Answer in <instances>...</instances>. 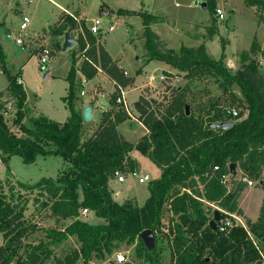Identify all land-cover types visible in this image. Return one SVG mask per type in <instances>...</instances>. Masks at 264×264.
Listing matches in <instances>:
<instances>
[{"label": "trees", "instance_id": "trees-1", "mask_svg": "<svg viewBox=\"0 0 264 264\" xmlns=\"http://www.w3.org/2000/svg\"><path fill=\"white\" fill-rule=\"evenodd\" d=\"M259 12L264 10V0L248 3ZM217 0H208V9L216 7ZM118 15L140 16L143 21L144 50L149 62H164L173 69L183 72L189 83L207 75L218 77L224 91L237 85L246 100L248 114L227 130H217L209 125L225 122L222 115L186 113L188 105L183 89L165 112L156 115L148 112V102L137 105L141 120L148 131L137 145L127 141L118 132V126L130 117L117 103L121 92L131 79L126 78L109 53L97 43L96 37L85 23H78L70 15H62L57 29L64 35L68 29L79 31L77 42L86 59L81 69L73 58L67 80L70 82L69 101L72 115L66 123L52 121L44 116L32 119L31 126L23 123L26 117L27 94L18 83L19 75H11L6 67V57L0 50V62L9 85L0 95V158L6 163L11 156H21L25 163H34L39 156L58 155L68 166L59 171L56 180L43 179L31 186L20 184L24 190L39 189L46 192L47 207L57 221L73 220L65 231L48 230L51 242H59L66 234L76 236L80 251L68 257L65 264L82 260L89 264L95 252L97 258L106 260L120 246L137 243L138 256L146 253L147 261H158L156 249L148 250L139 237L145 230L157 233L162 228L163 208L167 202L171 213L180 217V223L170 228L172 264H264V250L255 245L252 233L264 246V198L259 219L247 222L249 229L232 225L226 232L213 231L205 210V203L214 204L224 211L223 219L230 215H243L239 199L246 184L229 189L222 177H237V169L243 176L259 182L264 192V75L256 57L262 48L254 39L251 48L240 56V68L232 72L224 63L225 54L217 60L211 57L203 44L198 48L183 47L176 51L155 33L151 25L162 21L149 13L119 10ZM81 28V29H80ZM210 27V34L217 31ZM225 48V47H224ZM223 48V50H224ZM61 49V48H60ZM101 67L116 82L112 95V109L103 116L98 128L87 139H83L85 121L82 111L75 104V76L82 71L93 79ZM8 104L14 109L13 131L6 119ZM240 114V113H239ZM225 115V113H224ZM227 116V115H226ZM138 150L149 158L161 171L159 180L151 181L150 197L143 207L136 200L119 203L114 199L110 182L124 168L137 166L130 153ZM235 169L232 170V166ZM219 167L214 171L215 167ZM233 179V178H232ZM1 183V182H0ZM11 184L9 179L6 180ZM26 206L19 208L7 195H0V264H45L50 256L49 243L25 244L24 240L40 230L30 219H25ZM89 209L105 219L106 224L93 226L80 219L81 210ZM157 240V238H156ZM27 249V251H25ZM152 264H157V263Z\"/></svg>", "mask_w": 264, "mask_h": 264}, {"label": "rangeland", "instance_id": "rangeland-1", "mask_svg": "<svg viewBox=\"0 0 264 264\" xmlns=\"http://www.w3.org/2000/svg\"><path fill=\"white\" fill-rule=\"evenodd\" d=\"M207 2L208 0L57 1L59 6L68 9L74 17L78 18L79 24L85 23L88 29L94 20L101 18L102 33L94 35L97 43L109 53L112 59H116L113 61L124 72V75L125 72L128 73L125 77L132 81L126 90L130 92V102L128 103L133 118L129 116L130 118L120 126V132L133 145H137L141 141L140 137L144 133V127L139 123L142 120L137 105L145 100L149 104L148 112L160 115L175 101L181 89H183L185 99L193 113L210 111L212 115H222L226 122L232 121L230 117L224 115L228 109H236L240 113L238 119H233L234 122L247 116V103L237 85L224 91L220 86L222 81L213 75H207L194 83H189L184 78L183 72L173 69L166 63L149 62L144 50L145 40H141L144 31L142 18L139 16L126 19L113 14L115 12L110 10H132L162 17V21L155 23L151 28L161 35L170 48L181 51L183 47L198 48L204 44L207 53L214 59L219 60L225 54L224 63L234 73L240 68L241 54L251 48L256 37L261 48L263 46L264 49V21L258 20L257 14H255L256 7L248 4L251 3V0H219V2L217 0L213 11L203 8ZM59 6L49 0H0V50L6 57V67L11 75L18 76L22 71L23 87L27 94V115L23 123L28 127L31 126L32 119L42 116L63 124L72 115V106L69 101L70 82L67 78L73 58L77 59L78 69H81L84 58L78 42L72 50L62 51L64 36L59 34L56 27L59 17L68 15V13L63 12L62 14ZM217 9L223 11L225 19L220 20L216 16ZM103 11H107V13L102 16ZM259 13V17L264 19V10ZM24 16L29 17L31 23L28 30L21 33L20 27ZM214 23L218 29L215 34L211 35L210 27ZM111 26H114L115 30L110 32L108 29ZM79 31L78 29L74 31L76 40H78ZM20 35L24 40L22 45L17 44ZM44 47H49L52 51L46 72L41 71L39 62V54ZM256 59L259 61L260 71L264 75L263 50ZM98 69L93 79H88L82 71L76 73L75 104L78 111H81L79 109L80 101L87 99L88 96L95 100L92 104L98 107L101 94L111 93L114 91L113 88L116 89L114 86L116 82L101 67ZM156 70L158 76L159 73L165 72L168 77L165 82H150L149 76ZM47 73H49L48 77H46ZM83 79L88 81L86 86L83 85ZM8 83L9 80L3 72L0 62V95L4 93ZM83 91L86 92V97H81ZM8 109L6 119L9 126L13 131L18 132V128L13 123L14 109ZM111 109L112 105L105 111L100 109L101 118ZM95 111L96 117H98L100 113L97 109ZM97 128L98 126L85 122L83 139L87 140ZM137 157L140 162V171L138 166L134 170L129 167L124 168L120 172V176H126V182L118 185L117 178L113 179V193L116 194L117 191L121 193L122 197H135L144 204L150 195V183L140 184L133 173L149 174L154 181L159 178L160 171L146 156L138 153ZM67 166L63 157L58 155L39 156L31 164L25 163L21 156H11L6 163L2 162L0 158V195H7L19 208L22 205L26 206L25 219H30L40 230L29 236L24 242L27 245L37 244L41 241L49 243L50 256L45 264H65L68 262L66 261L68 257H71L75 251H80L81 243L76 236L67 234L59 242H51L47 231L63 232L73 220L57 221V218L47 207V193L39 189L27 191L21 188L20 184L33 186L43 179L56 180L59 171ZM241 175L242 172L237 169L235 179H239ZM7 179L11 181L10 185L6 183ZM233 179L231 182L234 183V186L239 185V182H235ZM262 179L264 180V173ZM232 183L230 188H232ZM263 198L264 192L259 182L252 187L247 185L239 199L243 215H227L223 221L243 226L248 230L247 222L255 223L259 219ZM119 201L122 203L124 200L119 199ZM205 210L210 221L214 218L216 210L224 213L218 206H211L208 203H205ZM99 218L96 215H91L89 219L98 222ZM80 219L87 220L82 215ZM102 223L104 222L102 221ZM177 223H180V217L171 213L166 202L163 208L162 228L156 236L155 249L158 258L156 262L147 261L145 252H142L143 257H139L137 252L139 246L137 243H133L121 245L120 249L113 255L107 256L106 260L97 258L94 252L89 264H106L108 262L120 264L116 259L118 253L126 256L127 261L124 264H152L154 262L172 264L169 245L173 234L170 232V228H173ZM250 237L254 240L255 245L263 251V243L256 239L252 233H250ZM2 243L3 237L0 235V245ZM75 264L84 263L80 259Z\"/></svg>", "mask_w": 264, "mask_h": 264}, {"label": "built area", "instance_id": "built-area-1", "mask_svg": "<svg viewBox=\"0 0 264 264\" xmlns=\"http://www.w3.org/2000/svg\"><path fill=\"white\" fill-rule=\"evenodd\" d=\"M49 1L52 2L53 4L59 6L58 3H57L58 0H49ZM59 7H60V6H59ZM216 16H217L220 20L225 19L224 13H223V11L220 10V9H217V10H216ZM72 17H73L76 21H79L78 18L74 17L73 15H72ZM30 23H31V19H30L29 17L24 16V17L22 18L21 27H20V29H21V33H24V32H26V31L28 30V28H29V26H30ZM101 24H102V20H101V19H96V20H94V21L92 22V25L89 27V31H90L93 35H99V34H101V33H102ZM108 30L111 32V31L115 30V28H114V26H111V27H109ZM17 44H18V45H22V44H24V40L22 39L21 35H20V37H18V39H17ZM51 54H52V51H51V49H50L49 47H44V49L42 50V52L39 54V62H40V69H41V71L46 72V71L48 70V65H49V62H50V59H51ZM82 56H83L84 59H86L85 51L82 52ZM127 74H128V73L125 72V75H127ZM167 78H168V77L166 76V74H165V73H162V74H161L160 76H158V77H157L156 75H152V76H150V77H149V80H150V82H152V83H153L154 81L165 82V81L167 80ZM86 81H87V80H84V81H83V85L86 84ZM18 83H19L20 85H22V81H21L20 79L18 80ZM119 89H120L121 94H120V96H119L118 99H117V103L120 104L121 106H123V108H124V109L126 110V112L129 114V116L132 117V114H131V112H130V105H129L128 101H127L126 94H125V89H126V88L119 87ZM115 92H116V89H115ZM115 92H114V93H115ZM114 93H113V94H114ZM113 94L106 95V94L103 93V94H101V97H100V98H101L102 100H105V101H107L108 103H110ZM82 95H83V96L85 95V92H84V91L82 92ZM9 108H11V106H9ZM101 108H102V109H105L106 107L103 105ZM225 115H227V116H232V117H234V118H237V117L239 116V112H238L236 109H228V110L225 111ZM218 169H219V167L216 166V167L214 168V171H217ZM133 175H134L135 177H137L139 183H140V184H143V185H146V184H148V183H150V182L152 181V178H151V176H150L149 174H141V173H137V172H135V173H133ZM115 178H117L118 181H119L120 183H124V182L126 181V176H123V175L120 176V172H117V173H116ZM231 178H233L232 175H225V176L222 177V180H221L222 183H223L225 186H227L229 189H231V188H230V184L232 183V182H231V181H232ZM233 181H235V182L237 181V182H239V184L243 183V184L249 185V186H251V187L254 186L255 184H257V182H254V181L250 180L248 177L243 176V175H241V176L239 177V179H235V178H234ZM208 204H209V203H208ZM209 205L214 206V204H209ZM91 212H92V211L89 210V209H82V210H81V215L84 216V217H87ZM223 220H224V219H223ZM223 220H222L221 223H220L219 230H220L221 232H226V231L228 230V227H231L232 224L227 223V222H224ZM116 259H117L118 263H120V264H124V263L127 261L126 256H125L124 254H121V253H118V254L116 255Z\"/></svg>", "mask_w": 264, "mask_h": 264}, {"label": "crops", "instance_id": "crops-1", "mask_svg": "<svg viewBox=\"0 0 264 264\" xmlns=\"http://www.w3.org/2000/svg\"><path fill=\"white\" fill-rule=\"evenodd\" d=\"M218 2H219V0H218ZM60 8H61V11H62V14H63V12H67L68 13V15L70 14V16L72 17V13H70V11L68 10V9H66V8H64V7H62V6H60ZM207 9H208V6H207ZM112 12H115V13H113V14H117V10H113V9H110ZM121 10H123V9H121ZM119 11V10H118ZM129 11H132V10H129ZM111 12V13H112ZM134 12H136V11H134ZM103 15H106V13H107V11H103ZM138 13V12H137ZM65 14V13H64ZM102 15V16H103ZM118 15V14H117ZM118 16H120V17H124V18H126V19H130V18H132V17H139V16H131V17H129V16H122V15H118ZM61 17V16H60ZM60 17H59V20H60ZM162 18V17H161ZM99 19H101V18H99ZM164 20V19H163ZM259 20V19H258ZM59 22V21H58ZM155 23H153L152 25H154ZM260 24V23H259ZM261 24H263V23H261ZM152 25H151V27H152ZM143 28H144V26H143ZM154 31V30H153ZM144 32V31H143ZM155 32V31H154ZM155 33H157V32H155ZM143 34V33H142ZM158 34V33H157ZM65 35V34H64ZM63 35V36H64ZM159 36H160V38L162 39V37H161V35L160 34H158ZM35 36V35H34ZM2 39H4V38H2ZM141 40H142V35H141ZM163 40V39H162ZM167 45H168V43L165 41V40H163ZM168 47H169V45H168ZM170 48V47H169ZM171 49H173V48H171ZM175 50V49H174ZM262 50L264 51V49H263V46H262ZM114 59V58H113ZM114 60H116V59H114ZM20 75H19V79L22 81V86H24V81H23V79H22V71H20ZM157 73H158V71L156 70L155 71V73L154 74H152V75H156L157 77H158V75H157ZM163 73H165V72H163ZM160 75L162 74V73H159ZM152 75H150V76H152ZM159 75V76H160ZM149 76V77H150ZM84 80H86V79H83V81ZM88 83V81H86V84ZM86 84H85V86H86ZM8 85H9V83H8ZM8 85L6 86V88L8 87ZM115 87H116V84L114 85ZM113 90L114 91H112L111 93H104V94H106V95H110V94H113L114 92H115V89L113 88ZM85 92V91H84ZM129 91H127L126 89H125V94H126V98H127V101L128 102H130V96H129ZM87 96V94H86V92H85V95L83 96L82 95V93H81V97H86ZM83 99V98H82ZM92 102H95V100L94 99H92V97H90V96H88L87 97V99H83L82 101H80V110L82 111V113H83V110H84V108L86 107V106H92L93 107V120H92V124H93V126H99V124H100V121L102 120V118H101V112L99 111L100 109H102L101 107L104 105L106 108L105 109H102V110H107L108 109V107L111 105L110 103H108L107 101H105V100H102L101 99V101H99V106L97 107L96 105H94V104H92ZM9 106H11V105H9L8 104V108H9ZM11 109H13L12 107H11ZM98 110L99 111V116L98 117H96V114H95V110ZM133 118V117H132ZM125 123V122H124ZM140 124H141V126H143L144 127V133H143V135H141V137L140 138H143L145 135H147L148 134V131H147V129L145 128V126L142 124V122H139ZM121 125H123V124H121ZM121 125H119L118 126V130H119V132H120V126ZM93 134V133H92ZM120 134L122 135V133L120 132ZM123 136V135H122ZM124 137V136H123ZM125 138V137H124ZM139 138V139H140ZM126 139V138H125ZM127 141H129L128 139H126ZM131 142V141H130ZM138 153H141V152H139L138 150H134V151H132L131 153H130V159L132 160V161H134L136 164H138L137 166L139 167V171H140V162H139V160H138V157H137V155H138ZM142 154V153H141ZM143 155V154H142ZM144 156V155H143ZM145 157V156H144ZM159 171H160V174H159V178L157 179V180H159L160 178H161V176H162V171L159 169ZM138 173H140V172H138ZM155 181V180H154ZM126 182V181H125ZM124 182V183H125ZM112 183H113V181H111L110 182V187H111V189L112 190H114V188H113V185H112ZM117 184L119 185L120 184V182L118 181V179H117ZM244 193V192H243ZM242 193V194H243ZM113 196H114V199L116 200V201H118L119 203H121V201H119V199H123L124 201H126V200H136L137 202H138V204H139V206L140 207H143L145 204H146V202H147V200L149 199V197H150V195L148 196V198L145 200V203L144 204H142L140 201H138L137 200V198H132V197H122L121 196V193L120 192H117L116 191V194H113ZM242 196V195H241ZM126 199V200H125ZM124 201H122V203L124 202ZM91 215H95L94 213H90L86 218H87V220L86 221H84V222H87V223H89L90 225H93V226H100V225H104V224H106V221H105V219H103V218H99V220H98V222H95V221H91L89 218H90V216ZM101 220V221H100ZM102 221L104 222V223H102ZM3 244V243H2Z\"/></svg>", "mask_w": 264, "mask_h": 264}, {"label": "water", "instance_id": "water-1", "mask_svg": "<svg viewBox=\"0 0 264 264\" xmlns=\"http://www.w3.org/2000/svg\"><path fill=\"white\" fill-rule=\"evenodd\" d=\"M204 9H207V4L203 5ZM104 14V13H103ZM102 14V15H103ZM77 45V40L74 36V31L72 29H68L64 35V43L62 46L63 52H68L72 50ZM49 76V73L46 74V77ZM186 113L187 115H190V106H186ZM83 118L86 123H91L93 120V107L92 106H86L83 110ZM233 125V122L231 121H225L218 124H211L209 125L213 129L217 130H227ZM236 167L235 165L232 166V170H234ZM223 220L222 212L220 210H216L214 212V218L210 221L209 226L213 231H218L220 227V223ZM146 248L150 251L154 250L156 247V237L155 233L152 230H145L143 231L139 236ZM106 264H110L109 262Z\"/></svg>", "mask_w": 264, "mask_h": 264}]
</instances>
